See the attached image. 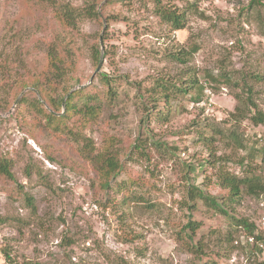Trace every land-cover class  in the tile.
<instances>
[{"label":"rangeland","instance_id":"374dc122","mask_svg":"<svg viewBox=\"0 0 264 264\" xmlns=\"http://www.w3.org/2000/svg\"><path fill=\"white\" fill-rule=\"evenodd\" d=\"M58 1L93 4L98 16L67 27L41 0H0V158L12 162L14 175L0 176V214L6 218L0 222V264H264L258 206L264 198L243 184L235 196L218 180L221 171L241 179L252 170L264 178V165L250 151L264 146V122L234 126L228 117L243 83L264 113V0H162L184 13V27L176 30L160 20L151 0ZM192 44L198 50L185 62L171 57ZM51 47L69 78L50 92L62 97L56 114L75 89L85 92L78 107L92 94L104 102L94 119L72 115L67 123L92 140L94 152L117 148L124 168L119 178L137 182L141 205L101 190L81 144L50 129L23 101L35 97L49 110L25 84L44 74ZM208 71L231 74L235 83L211 88L203 77ZM100 74L108 77L114 98H106ZM195 80L204 86L199 101L193 100ZM184 87L187 92L177 89ZM232 129L244 147L233 141ZM139 141L142 155L132 148ZM207 159L195 184L227 213L204 199H195L194 209L182 203L184 165ZM232 216L253 222V233ZM188 220L197 223L193 242L200 251L180 235Z\"/></svg>","mask_w":264,"mask_h":264},{"label":"trees","instance_id":"16d2710c","mask_svg":"<svg viewBox=\"0 0 264 264\" xmlns=\"http://www.w3.org/2000/svg\"><path fill=\"white\" fill-rule=\"evenodd\" d=\"M40 1V0H38ZM46 3L54 14V17L67 27H75L77 22L85 17H97L98 11L96 10L93 4H88L83 7H76L71 4L60 2L58 0H41ZM110 1V0H109ZM143 1V0H142ZM154 4V12L160 18L162 22L167 23L171 26L173 30L180 29L184 27V13L179 12L177 8H171L167 4H164L162 0H151ZM198 50V46L192 44L190 47L182 48L177 52V54H172L171 57L174 59H178L181 62H185L186 59L191 55V53ZM99 55L98 48L94 49L93 58L96 60ZM181 58V56H183ZM48 56V64L45 67L44 74L40 73L37 79L33 80L30 84H25L26 86L30 85L35 88L40 98L47 104L49 110H45L43 108L42 103L35 97L28 98L27 96L23 97V101H27L36 112L41 114L47 126L50 129H53L56 132L70 134L72 138L79 144V150L82 152L83 156L93 165L95 169V183L101 190L107 191L114 190L122 193V198L127 201L129 204L133 205H141L142 201L144 202L143 196L139 193L137 182L133 179H122L119 178L120 173L124 170L122 161L116 149L108 146L102 150H98L94 152L93 142L92 140L81 134L80 131L73 130L70 125H68V119L72 115H78L86 122L88 120L94 119L99 112L102 110L104 102L98 100L97 97L92 95H87L85 102L79 107L76 105V101L78 98L82 97L84 89H75L70 92L65 101H64V111L62 114H56L60 111V106L62 102V97H59L58 94L52 96L50 92L55 91L61 87L60 84L69 80L65 76V68L63 66V58L53 47L50 48ZM204 80L210 85L211 88L220 87L221 84H233L234 78L231 74L226 72H219L217 74H213L211 72H206L204 74ZM65 79V81L63 80ZM100 79L103 81V84L107 86L106 94L108 99H112L116 96V91L112 87L108 77L105 74H100ZM192 86H196L197 92L193 98L194 101H199L202 96V91L204 86L198 83V80L193 82ZM175 87V86H174ZM188 87L177 88L179 91L187 92ZM65 89V88H64ZM63 89V91H64ZM169 91L168 88L165 89V94ZM240 94L234 95L236 100V105L234 109L228 113V117L231 121H234L232 125H238L240 120H249L252 124L258 125L264 122V113L258 109L255 102H253L250 97L251 87H249L246 83H243V88ZM65 92V91H64ZM63 94V93H62ZM87 94V93H86ZM163 94V95H165ZM80 118V119H81ZM233 133H231L233 137V141L237 143L238 147H244L243 138L240 140L237 139V133L234 129H232ZM205 136H203L204 138ZM206 141H211V136L209 138H205ZM257 143V141H254ZM114 144V143H113ZM112 144V145H113ZM157 147H161L162 142L155 143ZM144 143L139 141V143L132 144L133 152L139 151V154H143ZM250 151H253L255 155H258L261 164L264 165V146H254ZM252 160L253 157H250ZM206 162L208 164L211 163L208 159L204 162H198L197 164H192V162H188L184 165L186 173L184 174L185 190L187 199L182 203L188 209H194V201L195 199H204L208 201L210 205H212L215 209L223 213H227V211L221 206V204L217 201L216 197L210 196L207 192L201 189L198 185L195 184L194 177L195 174L199 170H203L206 167ZM242 162V161H241ZM12 162L6 158H0V176H4L8 179H14V175L12 172ZM249 174L244 178H237L235 175L231 174L227 171H221L218 174V180L222 185L229 186L233 195L238 196L239 187L243 184L249 193L254 194L256 196H261L264 198V178L260 176V174H255L254 171L248 170ZM194 173V174H193ZM144 199V200H143ZM28 202L30 201V197L27 198ZM235 223L237 225H243L248 228L249 233H253L255 230V224L253 222H248L245 218H236L232 216ZM6 218H4L0 214V222H4ZM185 228V229H184ZM184 228L181 229L180 235L184 236L190 243L193 250L200 251V247L198 244L194 245L193 238L194 232L197 228V223L191 220H188ZM261 235V234H260ZM259 234L254 235L255 240H261L262 237ZM190 247V248H191ZM191 248V249H192ZM6 258H9L8 252H5ZM9 261H11L9 259ZM27 264H34L28 262Z\"/></svg>","mask_w":264,"mask_h":264},{"label":"built area","instance_id":"2783aa9c","mask_svg":"<svg viewBox=\"0 0 264 264\" xmlns=\"http://www.w3.org/2000/svg\"><path fill=\"white\" fill-rule=\"evenodd\" d=\"M258 206L263 211L262 220L264 222V199H260V201L258 202Z\"/></svg>","mask_w":264,"mask_h":264},{"label":"water","instance_id":"95a60500","mask_svg":"<svg viewBox=\"0 0 264 264\" xmlns=\"http://www.w3.org/2000/svg\"><path fill=\"white\" fill-rule=\"evenodd\" d=\"M100 66H101V61H99L96 71L99 70Z\"/></svg>","mask_w":264,"mask_h":264}]
</instances>
